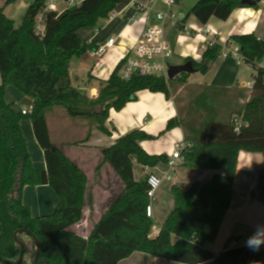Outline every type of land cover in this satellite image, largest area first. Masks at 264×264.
<instances>
[{"label": "trees", "instance_id": "1", "mask_svg": "<svg viewBox=\"0 0 264 264\" xmlns=\"http://www.w3.org/2000/svg\"><path fill=\"white\" fill-rule=\"evenodd\" d=\"M0 1L4 2V7L0 8L1 257L12 261L19 258L20 248L13 235L25 228L40 242L38 264H119L137 252L181 264H264V245L258 251L249 246L227 247L218 254L210 248L234 198L239 152L264 153V69L258 66L264 61L263 40L254 34L234 35L229 39L240 46L245 64L256 73L252 76L255 83L249 100L238 109H232L227 120L214 117L215 114L205 116L200 110L193 113L192 108L186 117L167 123L165 131L179 126L187 130L185 139L191 146L182 151V166L214 170L217 173L212 179L202 185L194 183L188 189L172 186L174 208L159 234L152 238L154 223L146 214L148 185L146 180H135L134 163L152 168L167 165L169 157L145 152L140 143L154 137L133 130L102 150L103 162L119 176L123 189L84 239L72 227L83 219L87 175L51 141L47 110L61 106L69 116L87 118L102 133L110 135L106 124L111 109L123 110L145 90L163 93L170 99L176 81L182 84L189 75L175 78L173 86L170 80L153 75L134 74L131 79L122 80L120 68L116 67L108 80L101 83L98 96L91 99L70 84L71 61L98 48L94 42H84L79 31L99 27L124 0H86L77 8L50 12L46 16L43 37L36 34L35 21L45 0L31 2L18 26L5 14V7L17 0ZM242 1L199 0L183 22L190 16L204 25L213 17L227 20L234 9L244 6ZM221 50L218 44L210 46L204 50L200 62L190 58L186 62L193 61L197 71L205 74L221 56ZM8 86L34 100L31 113L16 112L7 103ZM247 97L244 91L238 95V99ZM234 119L242 122L239 132L235 131ZM25 120L32 122L37 143L44 151L45 171L32 165L21 128ZM41 185L53 189L59 198V207L51 216L34 218L30 206L23 203V190L26 186ZM259 198L264 203V188ZM23 235L27 236L20 234L19 239ZM32 242L33 259L34 239Z\"/></svg>", "mask_w": 264, "mask_h": 264}, {"label": "crops", "instance_id": "2", "mask_svg": "<svg viewBox=\"0 0 264 264\" xmlns=\"http://www.w3.org/2000/svg\"><path fill=\"white\" fill-rule=\"evenodd\" d=\"M132 1L148 3L151 0H130L124 7ZM185 1L177 0L178 7L176 11L181 14L182 19L186 16L182 11ZM198 1L193 0L190 9ZM27 2L26 0H19L15 7H12V5L5 7V14L17 26L20 25L22 17L29 6ZM261 3L263 6H261ZM3 4L4 2L0 1V8ZM158 8L165 9L161 5ZM130 9L133 12L130 6L127 11ZM128 16L130 15L128 14ZM113 22L109 23L108 27ZM183 23L191 31L210 28L216 33L214 38L221 45L234 35L254 34L259 40L264 41V0L259 4L257 3L256 6L244 5L237 7L227 20L213 17L204 25L192 16ZM116 27L115 30H111L108 38H118L119 42L114 50L102 58L99 65L96 66L97 59L94 57V63H84L83 59L87 55L78 59L79 61L74 64L73 60L70 63L71 86L85 93L91 99L98 96L101 83L106 79L108 80L113 73L120 55L131 50L134 46V40L140 36L144 29L141 24H133L127 27V20L122 19L119 27ZM166 30V37L174 46V55L171 59L173 65L185 64L188 58L196 62L201 61L205 50L203 49L205 44L203 38L188 35L179 28H174L170 23L167 24ZM115 32L116 35H114ZM122 34L124 37H121ZM97 36L99 35L97 34L88 42L100 45L108 39L96 42ZM242 65L252 69L251 66L245 63L238 65L232 57L220 56L211 65L207 73L200 72L201 76L196 77H193V74L189 75L187 81L182 84H179L177 80L175 83L176 89H174L170 99H167L163 93H152L148 90L141 91L137 94V100L127 103L123 110H110L106 124L110 130V135L102 133L87 118L69 116L66 109L61 106L48 109L47 125L51 141L87 175L88 182L83 219L72 229L84 239L88 237L92 227L95 226L94 224L99 221L123 189L119 176L108 163L103 162V149L111 147L120 137L138 129L154 137V139L144 140L140 143L145 152L153 156L167 155L170 158L175 148L187 144L188 141L185 139L187 130L183 126L165 131L169 120L186 117L188 111L192 108L193 113L200 110V113L205 116L215 114L214 117L219 116L221 119L227 120L232 109H238L239 106L249 100L250 91L245 88L246 84L240 80ZM255 73L251 74V78ZM241 91L248 95L246 99H238ZM5 98L16 112H22L23 110L16 105V102L28 101L31 104L30 106H33L34 103L32 98L23 96L13 86L7 87ZM89 111H92V109ZM181 114H184V116ZM199 126L196 127L199 128ZM21 128L30 157H32L33 167L39 171H45L47 166L44 151L37 143L38 140H36L32 122L30 120L23 121ZM141 169L143 176L140 179L136 178L134 170L136 181H145L149 173L156 174L163 180L152 204L153 217L151 220L156 224L152 229V238L159 234L161 225L174 208L172 186L177 185L182 189H188L194 183L202 185L209 182L217 173L214 170L189 169L182 165L171 169L168 164H158L152 168L141 166ZM261 173H263L262 178ZM170 174L171 179L168 180L167 177ZM172 179L173 183L170 184ZM262 180H264V153L240 151L234 198H232L228 214H226L221 224L219 235L210 246L214 253L218 254L227 247L247 246L245 242L248 238L256 232L259 226H264V203L259 198V193L264 188V185L260 186ZM22 197L23 203L30 206L34 218L51 216L56 213L59 207V198L49 185L26 186ZM134 258L135 262H130ZM119 264L181 263L149 258L145 254L137 252Z\"/></svg>", "mask_w": 264, "mask_h": 264}, {"label": "built area", "instance_id": "3", "mask_svg": "<svg viewBox=\"0 0 264 264\" xmlns=\"http://www.w3.org/2000/svg\"><path fill=\"white\" fill-rule=\"evenodd\" d=\"M86 0H45L44 8L41 10L35 21L36 34L42 36L45 34L46 16L50 12H63L72 8H77ZM164 6L165 9H159L158 6ZM129 6L133 9V14L128 16L127 9ZM178 7L177 0H151L148 3H140L132 1L128 6L123 7L121 10L113 11L106 22V26L116 19L127 20V27L133 24H141L144 29L139 37L134 40V46L126 54L120 55L119 62L116 67H119V76L122 80H129L134 74L140 75H153L164 77L169 81L168 72L170 67L173 65L171 59L174 55V46L169 42L166 37V26L170 23L174 28L184 31L186 34L195 37H201L204 39V48L216 44L222 48L221 56L232 57L235 59L238 65L244 64V57L241 52V48L233 40H228L222 45L217 42L214 38L216 33L210 28L204 30L191 31L185 27L183 19L176 11ZM98 33V31H97ZM212 36V37H211ZM121 37H124L122 34ZM119 42L118 38L110 37L103 43L98 45V48L88 55L97 59V65L102 61V58L114 50ZM264 69V61L258 65ZM253 80L246 83L245 88L250 92L254 86ZM32 112V106L29 110H22V114H29ZM235 131L239 132L242 126L240 119H234ZM190 144H185L175 148L172 155L169 158L168 166L171 169L182 165L184 158L182 151L186 147H190ZM168 180L171 179V174L168 175ZM148 185V198L149 203L146 208V214L149 218L153 217V201L155 200V194L161 187L163 180L158 175L149 173L146 178Z\"/></svg>", "mask_w": 264, "mask_h": 264}, {"label": "rangeland", "instance_id": "4", "mask_svg": "<svg viewBox=\"0 0 264 264\" xmlns=\"http://www.w3.org/2000/svg\"><path fill=\"white\" fill-rule=\"evenodd\" d=\"M28 1L27 3H30L33 2L34 0H26ZM130 0H124L123 3L121 4V6H119L118 10H121L126 4L129 3ZM193 0H186L184 2L185 6L183 7L182 11L184 12V14L187 15V12L188 10L190 9L191 4ZM19 0H17L14 4H12V7H15L16 4H18ZM262 4V3H261ZM260 4V5H261ZM263 6V4L261 5ZM4 7V4L3 6ZM9 7V6H8ZM29 7V6H28ZM27 7V9H28ZM127 14H129L130 16L132 15V11L131 9L128 10L126 12ZM192 17V16H190ZM188 17V18H190ZM188 18L186 19L188 21ZM121 22V19H116L109 27L108 25L106 26V22L103 21L102 24L99 26V27H95V28H84V29H81L79 31V36L81 37V39L84 41V42H88L89 40H91L94 36H96L97 34L99 36H97V38L95 39L96 42L98 41H103L105 40L106 38H108V36L110 35L111 33V30H115L118 26L119 27V23ZM116 27V28H115ZM118 29V28H117ZM121 29V27H120ZM98 31V33H97ZM117 33L115 32L114 35H116ZM84 63H88V64H92L94 63V60H93V57H91L90 55L87 54V57L85 59H83ZM79 61L78 59L75 58V60H73V64L75 62ZM173 63V62H171ZM242 73H241V81L244 82V84L252 81V78H251V74L255 72V70L253 69H249L247 68L245 65H242ZM201 73L200 72H197L195 74H193L192 76L193 77H196V76H201L200 75ZM172 82V85L174 86V80H170ZM172 95V94H171ZM17 106L20 107L21 109H25V110H29L31 109V104L28 102V101H21V102H16ZM52 124V123H51ZM134 170H135V173H136V178L137 179H140L142 176H143V172H142V169H141V166L139 164H136L134 165ZM172 178H173V175H172ZM173 183V179L170 181V184ZM264 185V180H262V182L260 183V186L262 187ZM156 224L154 223V226ZM22 239H24V241L26 242V244L28 245V253H27V256L25 258L26 260V264H30L31 263V260H32V254H33V251H34V243L32 242V239H30L28 236H25L23 235L22 236ZM136 258V257H135ZM135 258L133 260H131L130 262H135Z\"/></svg>", "mask_w": 264, "mask_h": 264}, {"label": "water", "instance_id": "5", "mask_svg": "<svg viewBox=\"0 0 264 264\" xmlns=\"http://www.w3.org/2000/svg\"><path fill=\"white\" fill-rule=\"evenodd\" d=\"M261 1H263V0H243L242 4L248 5V6H256L257 3L259 4ZM197 72H198L197 69L193 65V61L190 60V61L185 62V64L172 65L169 69L168 77L170 80H174L175 78L181 76L182 74L192 75V74H195ZM18 190H20V189H18ZM18 190L15 191L16 194L18 193ZM20 234H26L27 236L34 239L35 246H36V254H35L36 257L34 258L33 262H34V264H38L39 258L41 257L40 256V254H41L40 242H39L37 236L31 230L25 229V228L15 231V233L13 235L15 243L20 248L19 258L15 261H12V260H8V259H5V258L0 256V262L3 264H21L23 262L24 254L26 251V245L22 239H19Z\"/></svg>", "mask_w": 264, "mask_h": 264}, {"label": "clouds", "instance_id": "6", "mask_svg": "<svg viewBox=\"0 0 264 264\" xmlns=\"http://www.w3.org/2000/svg\"><path fill=\"white\" fill-rule=\"evenodd\" d=\"M245 243L254 251H258L260 246L264 245V226H259L256 232H254Z\"/></svg>", "mask_w": 264, "mask_h": 264}, {"label": "flooded vegetation", "instance_id": "7", "mask_svg": "<svg viewBox=\"0 0 264 264\" xmlns=\"http://www.w3.org/2000/svg\"><path fill=\"white\" fill-rule=\"evenodd\" d=\"M23 242L25 243L26 248H27V252L25 251V254H26V255L24 254V259H23V261H24L25 258H26V256H27V253H28V249H29V248H28V245L26 244V242H25L24 240H23ZM35 250H36V246H35ZM35 252H36V251H35ZM35 254H36V253H35ZM35 257H36V256H34L33 259L31 260L32 262H33V260H34ZM25 262H26V260H25ZM25 262H24V263L22 262V263H23V264H26ZM38 262H39V261H38ZM22 263H21V264H22ZM33 264H34V262H33Z\"/></svg>", "mask_w": 264, "mask_h": 264}]
</instances>
